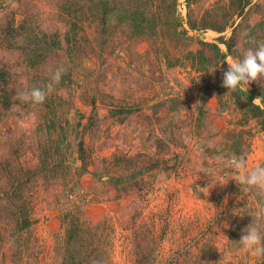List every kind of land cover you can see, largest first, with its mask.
Returning <instances> with one entry per match:
<instances>
[{
    "label": "rangeland",
    "instance_id": "obj_1",
    "mask_svg": "<svg viewBox=\"0 0 264 264\" xmlns=\"http://www.w3.org/2000/svg\"><path fill=\"white\" fill-rule=\"evenodd\" d=\"M64 1L0 3L13 8L15 23L32 15L41 27L53 29L61 27L55 11ZM106 1L103 23L85 22L73 58L60 50L33 68L14 65L13 91L43 88L59 68L79 88L104 90L132 110L118 121L96 104L95 128L84 136L93 159L78 178L83 188L75 197L63 193L67 180L63 185L55 175L36 171V157L20 177L18 199L5 195L16 180L10 183L0 170V264H60L63 259L75 260L65 264H264V256L253 255L240 242L252 223L264 235V218L256 216L264 198L241 184L242 173L229 163L235 155L246 159L248 169L264 164V80L251 82L247 91L228 93L222 86L226 62L242 59L248 50L244 33L254 15L233 6L215 8L228 0H145L155 32L136 34L128 19L132 13L120 9L127 0ZM249 1L244 10L254 1L264 2ZM210 7L213 13L201 19ZM13 46L0 44V58L14 63L18 49ZM188 50H199L206 59L187 55ZM40 119L37 107L24 112L0 104V161L21 134L36 146ZM114 148L149 158L137 157L131 171L104 172L101 158ZM173 152L181 155L177 173L169 167ZM49 154L46 165L55 160ZM134 179L145 187L132 188ZM142 191L144 196L138 194ZM25 207L31 222L13 233L12 212ZM67 210L88 226L86 232L76 235L61 222Z\"/></svg>",
    "mask_w": 264,
    "mask_h": 264
},
{
    "label": "trees",
    "instance_id": "obj_2",
    "mask_svg": "<svg viewBox=\"0 0 264 264\" xmlns=\"http://www.w3.org/2000/svg\"><path fill=\"white\" fill-rule=\"evenodd\" d=\"M127 2L126 4L122 3L120 9L129 14L132 13L128 17L132 22V32L137 34L143 29H147L153 34L155 26L148 22L147 2L145 0H127ZM249 2V0H228L227 2H218L215 8L233 6L234 9L241 10L244 15L251 13L254 15V20L246 25L243 45L247 49H255L259 43L264 42V2L254 1L252 6L244 10L245 5ZM107 5L106 0H66L55 11V21L61 27L45 29L32 15L23 16L19 22L15 23L13 8L5 3H0V44L9 48L15 44V41H19V44L13 46L18 49V56L14 63L0 58V104L6 107L17 105L24 112L37 107L41 112V119L36 123V130L41 133V138L36 142V146L32 145L28 135L21 134L11 142L8 153L3 155L0 161V170L7 176L10 183L16 180L12 189L5 194L6 196L17 199L21 197L20 184L22 180L20 177L27 174L29 166L32 164L31 158L36 157V171L42 170L45 176L55 175V178L62 180L63 185L67 180V185L63 187V193L75 197L77 191L83 188L78 178L82 172L87 170L93 159V149L88 142H85L84 136L91 133L95 128L94 108L96 104L105 106L110 115L118 121L124 120L130 114L132 110L130 104L115 98L104 90H96L92 93L79 88V84L74 82L69 73L64 70L59 83L55 84L54 90L47 95L43 104L34 105L31 102H24L13 91L15 77L11 70L14 65L33 68L40 61L60 50L64 51L69 59L73 58L79 31L85 22L89 24L94 20V22L103 23L106 10L109 9ZM212 10V7L206 9L201 15V19L213 13ZM134 13L138 14L139 18H134ZM186 54L197 55L204 60L206 59L199 50L192 52L188 50ZM59 88L67 90L68 93L66 95L60 93ZM11 96L14 97L11 98ZM76 103L84 105V110ZM69 136L73 138V152L69 150ZM49 153L55 156V160L50 165H46ZM173 153V162L169 167L174 173H177L181 155L176 152ZM27 154L28 158L26 159L24 156ZM141 155L149 158L141 152L129 153V151L114 148L102 156L101 167L104 172L131 171L138 166L136 158ZM131 187H136L140 191L145 186H140L134 179ZM131 187L129 189H132ZM116 189L128 192L127 188L118 187ZM138 194L145 195L143 191ZM11 217L14 221L13 233L26 228L31 222L27 207L16 209L12 212ZM154 217L155 214L152 213L150 219L153 220ZM60 220L63 224H69L76 235H81V232H86L88 229V226H83L79 222L72 210L61 213ZM167 230L171 229L168 228ZM187 252L189 253V251ZM191 256H193L192 253ZM67 261L64 262L63 259L60 264L69 263Z\"/></svg>",
    "mask_w": 264,
    "mask_h": 264
},
{
    "label": "clouds",
    "instance_id": "obj_3",
    "mask_svg": "<svg viewBox=\"0 0 264 264\" xmlns=\"http://www.w3.org/2000/svg\"><path fill=\"white\" fill-rule=\"evenodd\" d=\"M228 68L223 73L222 86L228 89V93L235 92L238 88L247 91L251 82L264 80V42L259 43L255 49L249 48L242 59L233 58L226 62ZM217 68V67H216ZM213 70V72L216 70ZM63 69H56L51 80L43 88L34 87L29 91L18 94L20 100L31 102L34 105L43 104L47 95L54 90L58 84ZM231 167L242 174L239 175V182L249 189L257 190V193L264 198V164H258L248 169L247 161L243 156H233L229 161ZM209 174L208 170H203ZM257 219L264 218V207L256 213ZM241 244L245 250L255 256H264V235L259 227L252 223L241 236Z\"/></svg>",
    "mask_w": 264,
    "mask_h": 264
}]
</instances>
